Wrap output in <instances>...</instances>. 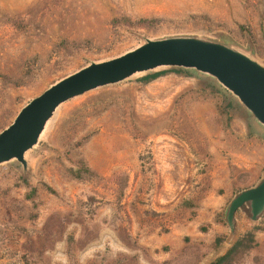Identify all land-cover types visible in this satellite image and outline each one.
Returning a JSON list of instances; mask_svg holds the SVG:
<instances>
[{"label": "rangeland", "instance_id": "rangeland-1", "mask_svg": "<svg viewBox=\"0 0 264 264\" xmlns=\"http://www.w3.org/2000/svg\"><path fill=\"white\" fill-rule=\"evenodd\" d=\"M174 38L264 68V0H0V134L59 81ZM241 111L215 78L168 67L66 102L27 167L0 165V264L214 263L225 239L181 204L213 180L258 185L248 167L264 150L237 133ZM250 225L237 242L257 245L225 264H264V214Z\"/></svg>", "mask_w": 264, "mask_h": 264}, {"label": "water", "instance_id": "water-1", "mask_svg": "<svg viewBox=\"0 0 264 264\" xmlns=\"http://www.w3.org/2000/svg\"><path fill=\"white\" fill-rule=\"evenodd\" d=\"M166 67L194 70L215 78L264 126L263 67L225 46L197 39L149 41L119 58L80 70L31 101L14 123L0 134V165L17 160L27 167L26 154L39 144L48 123L66 102L99 88L122 83L137 74ZM240 211L250 222L261 219L264 214V175L257 186L238 193L231 201L225 222L234 234L239 230L236 215Z\"/></svg>", "mask_w": 264, "mask_h": 264}, {"label": "crops", "instance_id": "crops-1", "mask_svg": "<svg viewBox=\"0 0 264 264\" xmlns=\"http://www.w3.org/2000/svg\"><path fill=\"white\" fill-rule=\"evenodd\" d=\"M246 113L245 117L237 118L236 123L237 127V133L240 134V136L243 138V140L248 142H253L254 144L260 146L264 150V126L261 125L259 122H257L249 113L248 111H241V114ZM241 126V127H240ZM252 168L251 171L255 172V179L252 180V183H259L264 175V161H253V163L250 165ZM208 178V177H207ZM261 178V179H260ZM209 182V180L207 179ZM238 180H236L237 182ZM211 182V183H210ZM209 184H207V189L204 191V183L199 186V191H204V196L201 199H197L194 189L192 188L189 191V199L188 202L190 203H179L177 206L184 205L182 208H184V211H190L194 212L200 208L199 211V217L200 220L202 219V216H205V214H208L209 217H212L210 220V225L213 227V230H217V237L218 238H224L225 242L221 245L220 252L218 254L219 257L226 255L231 248L236 244L237 240L240 237V234L244 231H250L251 225L250 221L246 217L241 218V222L239 221L238 227L240 230H238L237 233H232L229 226L225 222V214L226 211L231 203V201L234 199V197L237 195V192L240 190H236L237 188H233V186L230 189H225L224 187H220L219 183L215 180L210 181ZM200 184V183H199ZM235 184V183H233ZM198 186V185H195ZM253 187V186H250ZM250 187L244 188L242 186V191L245 189H250ZM198 188V187H197ZM221 188V190H218ZM188 196V194H187ZM223 216V217H222ZM199 221V220H198ZM179 223V222H177ZM178 225V224H177ZM180 228L179 226H177ZM189 228V227H188ZM188 228H181L177 231L182 234V237H178V239H184L185 237L191 236L190 229ZM186 229V231L184 230ZM188 229V230H187Z\"/></svg>", "mask_w": 264, "mask_h": 264}, {"label": "trees", "instance_id": "trees-1", "mask_svg": "<svg viewBox=\"0 0 264 264\" xmlns=\"http://www.w3.org/2000/svg\"><path fill=\"white\" fill-rule=\"evenodd\" d=\"M157 76H151L148 77L147 80H152L155 79ZM190 203V202H188ZM264 229H259L258 231H263ZM246 239H242L239 242L236 243V245L224 256L220 257L217 259L214 263L212 264H225L227 263L235 254L239 252L240 249H242L244 252H248L251 249H253L256 245V237L255 233L251 232L248 233L245 237ZM222 239H218L217 243L221 244Z\"/></svg>", "mask_w": 264, "mask_h": 264}]
</instances>
